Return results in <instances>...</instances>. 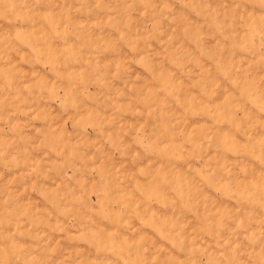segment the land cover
Returning a JSON list of instances; mask_svg holds the SVG:
<instances>
[{
	"label": "rangeland",
	"instance_id": "rangeland-1",
	"mask_svg": "<svg viewBox=\"0 0 264 264\" xmlns=\"http://www.w3.org/2000/svg\"><path fill=\"white\" fill-rule=\"evenodd\" d=\"M0 264H264V0H0Z\"/></svg>",
	"mask_w": 264,
	"mask_h": 264
}]
</instances>
